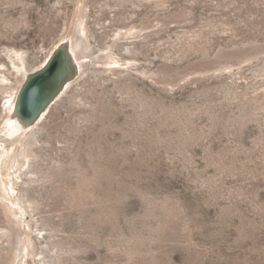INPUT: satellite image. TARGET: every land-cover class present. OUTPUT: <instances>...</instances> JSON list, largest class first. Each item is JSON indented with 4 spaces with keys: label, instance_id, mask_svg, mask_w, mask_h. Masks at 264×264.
Instances as JSON below:
<instances>
[{
    "label": "rangeland",
    "instance_id": "rangeland-1",
    "mask_svg": "<svg viewBox=\"0 0 264 264\" xmlns=\"http://www.w3.org/2000/svg\"><path fill=\"white\" fill-rule=\"evenodd\" d=\"M120 1L0 0V63L10 67L13 59L20 63L18 54L41 67L68 37L75 41L79 8L85 7L92 44V21L100 22L98 47L110 40L102 35L111 29L127 32L125 25H155L146 33L152 34L151 43L142 46L143 53L132 62L119 56L121 40L113 42L105 63H92L100 52L85 58L83 85L74 93H82L86 101L73 105L66 89L33 128L25 129L45 123L37 150L40 165L56 172L51 184L38 182L31 190L41 206L35 221L58 230L52 241L57 238L71 250L64 264H264V109L246 103L248 97L264 94V0H165L168 4L159 0L160 6L155 1ZM157 23L166 24L162 29L173 27L162 32ZM180 27L208 33L214 47L221 44L219 53L212 59L192 54L184 62H166L165 56L180 54L188 44ZM242 57L250 59L242 63ZM220 58L230 60L233 70L216 72ZM107 66L126 73L133 69V78L120 81L136 84V92L151 106L137 105L117 77H93L95 68ZM147 67L174 77L141 75L138 69ZM235 71L243 76L234 81L230 75ZM21 83L11 98L0 90V133L11 118ZM93 103L95 107L98 103L97 109ZM245 112L250 117L244 118ZM25 130L0 150L2 174L4 161L19 152L18 140L29 132ZM72 168L94 182L83 188L96 197L85 207H73L65 197L68 189L78 187L80 176L72 175ZM12 188L11 184L2 188L1 195L17 201L22 188ZM0 204L6 202L0 198ZM26 229L30 232L29 226ZM28 245L30 252L39 249L35 243ZM12 260L13 252L5 250L0 264ZM26 260L34 264L30 257Z\"/></svg>",
    "mask_w": 264,
    "mask_h": 264
},
{
    "label": "bare ground",
    "instance_id": "bare-ground-1",
    "mask_svg": "<svg viewBox=\"0 0 264 264\" xmlns=\"http://www.w3.org/2000/svg\"><path fill=\"white\" fill-rule=\"evenodd\" d=\"M79 1L80 0H75V2H78V3H79ZM144 1H151V2L155 1V3L157 4L156 6H158L160 4V2H162V0H160V2H159V0H144ZM123 2H126V0H124ZM116 3H118V2L115 1V4ZM120 3H122V1H120ZM163 3H167V2H165V0H164ZM122 4H124V3H122ZM103 5H104V3H103ZM120 5H117V6H120ZM152 5H154V4H151V7H153ZM168 6L170 7V5H168ZM120 7H122V6H120ZM135 11H137V10L135 9ZM66 12H67V10H66ZM66 12H64V13H66ZM153 12H155V11H153ZM122 13L120 15H122ZM62 14H63V12H62ZM77 14H78L77 19H76L77 36L75 38V41L73 40V38L71 39V37H68L69 38L68 41L70 42V50H71L73 58L75 59V63H76V67L77 68L73 69V72H71L69 64H67V66L64 65V67H63V69L61 71L63 73L59 77L55 76V78L49 79V81L47 82V88H48L47 90H49L48 91V95L50 96L53 93V91H54L53 89L55 87H57V85L59 84L58 83L59 79H62L63 83L65 81L66 82L69 81V83L64 87L63 91L66 90V89H70V92H68V94H67V95L70 96V98H69L70 102L73 103V105L81 106L82 103L84 101H86V100H85V98L84 99L82 98V93L75 94L74 91L76 90L75 87H77V85H81L82 81L80 82V79L85 73L83 71V68L86 65L85 64L86 62H84V59L85 58H91L92 56H94L95 54L100 52L98 54V56L96 57L97 61L93 58L92 59V63L94 65H97L98 63L99 64L105 63L104 60H106L109 57L110 53L113 51V48H114L113 47V42H115L117 40H121V41H123V43L118 47L117 52H118L119 56H121V58H123L125 61L132 62L133 60H135L134 58L137 55L139 56V55H141L143 53L142 52V48H143L142 46L151 43V41H152L151 38L153 36H152V34H146V33H148L147 30H149L151 27H155V25H153V26L146 25V26L141 27V28H138V27L137 28H133V27L129 28L130 24L129 25H125L126 26L125 28L126 29L128 28L127 32H124V30L111 29V31L109 30L111 33H105V34L102 35V37H105L106 39H110V40L108 42L104 41L103 46L102 47H98V45H97V41H98L97 35H99V34H97V32H98L97 29L98 28H96V26L100 25V22L96 21V20L92 21L93 25H94L93 26L94 28H93V31H92V37L95 39V41H94L95 44H92L89 41V38H88V35H87V30H86V21H85L86 10H85V7L83 9L79 8V10L77 11ZM96 15H97V13H96ZM124 15H122V16H124ZM154 15H155V13H154ZM150 16H152V15H150ZM119 18H121V17H119ZM94 19H97V18L95 17ZM123 19H122V22H124ZM126 19H127V17H126ZM128 19H129V15H128ZM119 20H117V21L119 22ZM183 21H185V19ZM191 21H192V19H191ZM191 21H189V22H191ZM110 23H114V22L112 21ZM133 23L136 24L137 22L136 21L131 22V24H133ZM207 23H209V22H206V24ZM224 23L227 24V22H224ZM125 24H128V22L125 23ZM157 24L159 26H161V29H162L163 26H166V24H162V23H160V24L157 23ZM215 24L218 27V23L215 22L214 25ZM112 25H110L109 27L112 28ZM220 25H222V24H220ZM205 26L206 25H204L203 28ZM172 27L171 26L167 27L166 29H162L161 31L164 32V30H165V32H166V31H168V29H170ZM214 27L215 26H212L211 28H214ZM228 27H229V25H228ZM180 28H182V30L180 32L183 31L182 38H184L185 40L186 39L189 40L188 44L187 45L185 44L186 45L185 47L181 46V47H184V49L180 50V51H182L180 54L178 53V54L172 55V56H170V55L169 56H165L164 58H165L166 62H169L171 64H172V62L176 63V64L178 62H182V61L184 62V60L189 58L192 54H196L198 56L201 55V57L204 58V59H212V58H215L216 55L219 53V51H220V47L219 46H221V44L218 47H214V45L212 44L211 38L207 35L208 33L206 34L201 29L198 30V31L197 30L196 31H192V30L186 29L184 27H180ZM207 28H208V26H207ZM197 29H199V28H197ZM222 29H223V27H222ZM228 29H231V28H228ZM211 31H212V29H211ZM160 33H158V35H160ZM209 35H211V34H209ZM214 37H216V36L214 35ZM126 39H128V41H126ZM218 40H219V38H218ZM124 41H126V42H124ZM180 42H181V40H180ZM252 42H254V41H249L247 44H251ZM236 44H238V43H236ZM236 44H235V46H236ZM244 44H246V43H244ZM181 45H183V44H181ZM159 46H161V45H159ZM239 46H242V45H239ZM162 47H163V45H162ZM149 48H150V46H149ZM151 50H154V48L151 49ZM158 50H160V49H158ZM151 53L149 52V54H151ZM154 53H155V50H154ZM164 54H165V51H164ZM49 57L50 56H48L47 58H49ZM159 57L161 58L162 56H159ZM10 58L12 60L11 56H10ZM190 59H191V57H190ZM249 59L250 58L242 57L240 62L243 63V62H245L246 60H249ZM17 60L20 63L18 64L16 62V59H13L12 60V63H13L12 67H10V65H8L7 63H0V68H2L0 70V90L3 91L6 94V96H5L6 98H11L12 97L11 93L15 89H17V87L19 86V84L21 82H22L21 85H23L24 82L26 81L27 77L31 73H34V72L38 71L39 69H41L46 64V62H45L41 67H38V66H36L38 63H36V62L35 63L34 62L33 63H29L28 59L23 54H18ZM263 62H264V60H263ZM111 63H114V61L111 62ZM215 64L218 65L217 68L215 69L216 72H224V71H226L228 69H232L234 67V64L231 63L230 60H227V59H224V58L217 59ZM215 64H213V65H215ZM256 67H258V66H256ZM152 68H154V67H152ZM253 69H255V68L253 67ZM128 70H129L128 73H126V72H124L122 70H117L113 66H107V67L102 68V69L101 68H95L92 73H93V77L95 75H97V76L99 75L100 76V75L103 74L104 76L109 77V79L117 77V79L119 81L120 80L122 81V78L125 79V77L126 78L129 77V75L132 76L130 73H131V71L133 69H128ZM138 70L141 73V75H144V76H147V77L153 78V79H157V78L162 77V76L165 77V78L174 77V75L167 73V71H160V72L154 71L153 72V69L152 70H151V68L148 69V67H147V69H138ZM210 71L211 70H205L204 72H210ZM87 72H88V70H87ZM260 72H262V71H260ZM89 74H90V72H89ZM242 74L243 73L241 71H235L234 73H232L230 75V78H232L233 80L234 79L237 80V79L242 78V76H243ZM224 76H225V74H224ZM75 78H77V79H75ZM91 78H87L86 80L91 79ZM132 78H133V76H132ZM132 78L130 77L129 80L132 79ZM102 79H104V77ZM99 80H100V78H99ZM118 80H116V81H118ZM126 80H128V79H126ZM89 81H91V80H89ZM89 81H88V83H89ZM123 81H125V80H123ZM120 82H119L120 88L122 90L125 89V91L128 92L129 94H133L136 97L135 99H137L140 102V103L138 102L137 105L142 104L141 106H144L145 108L151 106V104L147 101V98H145L146 97L145 95H144L145 97H143V96H141L142 94L139 95L138 94L139 92L138 93L136 92V88H135L136 84L134 86V83H132V82H128V81L123 82V83L122 82L120 83ZM86 83H87V81H86ZM115 84H117V83H115ZM84 86H85V83H84ZM93 88H95V87H93ZM63 91L61 93H63ZM88 93L92 94L94 92L90 90V91H88ZM8 94H10L9 97H8ZM260 94H262V93H260ZM100 99H101V97H100ZM137 100L136 101L134 100L135 103L137 102ZM148 100H149V98H148ZM246 101H247L246 102L247 106L248 105H250V106L251 105H253V106L254 105H257V106L260 105L262 107V109H264V94L263 95H259V94L257 95L256 94L255 96L252 95L251 97H248ZM85 104H86V102H85ZM97 105H98V103H97ZM97 105L95 107L94 103H93V110L95 108L97 109ZM87 107H90V106H87ZM158 107H160V106H158ZM55 108H56V106H55ZM90 109H92V108H90ZM104 109H107V108H104ZM259 109H260V107H259ZM246 110H248V109H246ZM0 115L3 116V113H1ZM248 116L250 117V114H248L247 112H245V114L243 115L244 118H246V117L248 118ZM252 117H254V116H252ZM39 120H41V119H39ZM33 126H32V128H33ZM45 126H46L45 123H43L41 125L36 126L34 129H30V131L29 130H25L26 132L27 131H29V132L22 139L18 140V141H21V148H20L19 152L14 157L8 156V158L4 161L6 170H5V172L3 174H2V162H1V165H0V170H1L0 198L3 199L6 202L5 205L0 204V263H1L2 259H3V252L5 250H11L13 252L14 261L13 260H12L13 262L11 261L12 264H27V260L26 259L29 258V257L33 260L34 264H64L65 255L67 253H71V250H67L66 248H64V245H62L60 242H56L57 238L52 241V239H54L55 237L58 236V235L55 236L56 234H58V233H56L58 230L55 231L56 228L53 229L52 227H49L47 222L46 223L44 222V224H42L41 226H38V222L42 221V220H37L38 221L37 222V221H35V218H34V214L38 210H40L41 206H40V202L38 200L34 199L31 196V194L33 193V192L31 193V190L33 189L34 185H38L39 186V184H37L38 182H43V184H44V182H47V181L49 182L50 181L49 183L51 184V181H53L56 178L55 175H54L56 172L53 174L52 172H47V171H44L42 169V166L40 165L41 164L40 163V155H39V153L37 151L38 148H39V144L41 143V134H42L43 131H45L44 130ZM23 130H24V128L22 127L21 123H19V121L17 119L15 120V119H12V117H11L8 120V122L4 125V128H3V130L0 133V150L6 145L8 140L18 139L17 138V137H19L18 135L20 133H22ZM0 155H1V152H0ZM2 159H4V158L2 157ZM77 163H76V165H78ZM72 166L74 167V165H72ZM61 167H59V169ZM79 169H80V167H79ZM82 169L83 168H81V170ZM71 171H73L72 175L79 174V176H80V177L78 176L79 178L77 177L78 178V180H77L78 181V187L77 188L68 189L65 197L67 198L68 202H70L69 203L70 205L72 204L73 207L77 206V208H78L80 206H84V204H86L90 199L96 198V197L93 198V195L91 194V192L84 191V189H83L85 187H87V189H88V187H90V185L92 183H94V182H93V180L90 177H87V175L85 176L86 173L84 174V172L81 175L80 171H78L77 174H74V169L71 170ZM68 172H69V170H68ZM87 174H88V172H87ZM62 175H63V173H62ZM67 175H69V174H67ZM72 175L70 177H72ZM63 176H65V175H63ZM67 178H69V177H67ZM63 179H65V178H63ZM57 181L59 183V180H56L55 182H57ZM9 184L12 185L13 191L15 190V188H14L15 185L21 186V188H22L21 196L18 198L17 201L16 200L15 201L14 200H8L6 197L3 198L2 195H1V194H3V193H1V192H3L2 188L6 189V187ZM43 184H41V185H43ZM46 184H48V183H46ZM52 184H55V183L52 182ZM67 185H68V183H67ZM55 187L58 188L57 191L59 193L61 191V189H59L58 185L55 186ZM67 187H66V189H67ZM64 189H62V190L64 191ZM33 190H35V189H33ZM90 191H91V189H90ZM65 197H63V198H65ZM67 206H68V204H67ZM19 208H20V210H18ZM45 216H47V215H45ZM48 217H50V216H48ZM40 219H41V217H40ZM44 221H47V220L44 219ZM27 226H29L30 232L27 231V229H26ZM48 237L50 238L49 240H47ZM28 241L31 242L32 244L35 243L36 246L38 245L39 249H37V251L35 249L34 251L30 252L28 250L29 249ZM43 245H45V246H43Z\"/></svg>",
    "mask_w": 264,
    "mask_h": 264
},
{
    "label": "water",
    "instance_id": "water-1",
    "mask_svg": "<svg viewBox=\"0 0 264 264\" xmlns=\"http://www.w3.org/2000/svg\"><path fill=\"white\" fill-rule=\"evenodd\" d=\"M69 64L70 71L76 69L75 59L70 50V42L61 43L48 58L46 64L38 71L31 73L20 89L14 105L12 119H17L24 130L32 127L41 118L48 107L61 94L69 81L59 79L57 87L49 96L47 82L51 78L59 77L62 69Z\"/></svg>",
    "mask_w": 264,
    "mask_h": 264
}]
</instances>
